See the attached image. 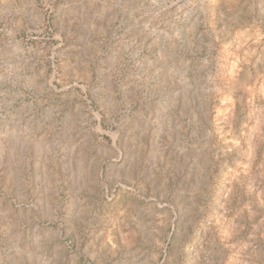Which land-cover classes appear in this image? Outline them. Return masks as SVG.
I'll return each instance as SVG.
<instances>
[{"label":"rangeland","instance_id":"1","mask_svg":"<svg viewBox=\"0 0 264 264\" xmlns=\"http://www.w3.org/2000/svg\"><path fill=\"white\" fill-rule=\"evenodd\" d=\"M0 264H264V0H0Z\"/></svg>","mask_w":264,"mask_h":264}]
</instances>
